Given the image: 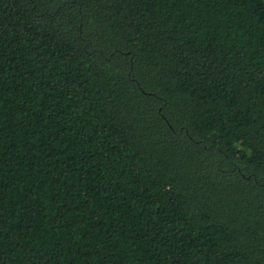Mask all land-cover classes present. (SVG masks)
<instances>
[{"label":"trees","instance_id":"1","mask_svg":"<svg viewBox=\"0 0 264 264\" xmlns=\"http://www.w3.org/2000/svg\"><path fill=\"white\" fill-rule=\"evenodd\" d=\"M0 264H264V0H0Z\"/></svg>","mask_w":264,"mask_h":264}]
</instances>
